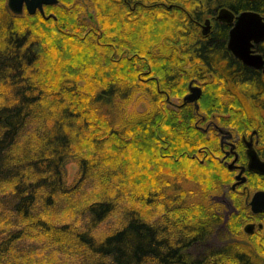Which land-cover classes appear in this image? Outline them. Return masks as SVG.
<instances>
[{
    "label": "trees",
    "instance_id": "1",
    "mask_svg": "<svg viewBox=\"0 0 264 264\" xmlns=\"http://www.w3.org/2000/svg\"><path fill=\"white\" fill-rule=\"evenodd\" d=\"M219 7L264 16V0H58L44 14L0 0V264H264V229L243 231V200L223 221L212 198L224 169L197 155L217 151L215 131L170 104L191 79L207 117L222 112L225 86L264 103L260 72L227 51V27L199 28ZM216 232L219 245L194 250Z\"/></svg>",
    "mask_w": 264,
    "mask_h": 264
},
{
    "label": "flooded vegetation",
    "instance_id": "2",
    "mask_svg": "<svg viewBox=\"0 0 264 264\" xmlns=\"http://www.w3.org/2000/svg\"><path fill=\"white\" fill-rule=\"evenodd\" d=\"M226 8L234 15L243 11H254L262 15L260 10L254 8ZM219 9L220 7L216 8L212 14H206L203 16L198 24L201 29L204 20L207 18L210 19L211 27L216 21L222 22L223 25L227 27L225 39V45L227 48L228 32L232 23L216 19ZM262 17L264 20L263 15ZM252 43L253 46L251 49L253 53H259L264 58V40ZM227 51L235 60L244 66L259 71L260 73L255 74L264 80V67L255 68L248 66L236 58L229 49ZM190 82H192L191 86H199L201 88V93L196 101L185 102L183 97L189 93ZM250 88V86H225L222 96V112L211 113L210 117H207L204 113L198 112V110L203 107V103L200 101L203 94V86L202 83L196 79H191L188 82L187 90L179 99L178 103L170 100V104L177 107H193L198 114V118L195 120L196 126L207 135L215 131L218 146L217 151H213L207 145H202L198 148L197 156L200 161H203L205 156L210 155L221 163L226 180V183H224L225 192L231 196L232 199L236 196L243 200L244 205L248 208V220L245 224H254L251 233H258L264 229V209L257 212L252 211L250 201L256 191H264V170L257 171L254 168H251L250 162L251 157H256V159H259L260 162L264 163V103L258 104L259 106L257 105V107L252 101H250L252 95L249 92H246ZM245 224L243 225V228Z\"/></svg>",
    "mask_w": 264,
    "mask_h": 264
},
{
    "label": "water",
    "instance_id": "3",
    "mask_svg": "<svg viewBox=\"0 0 264 264\" xmlns=\"http://www.w3.org/2000/svg\"><path fill=\"white\" fill-rule=\"evenodd\" d=\"M58 0H7L8 8L16 14L26 10L29 14H34L36 11L44 14V5L57 4ZM216 19L232 23L228 32L227 48L230 52L244 64L255 68L264 67V58L259 53H253L251 47L253 43L264 40V20L261 14L254 11H243L234 15L226 7L219 9ZM211 29L210 19L207 18L202 24V34H207ZM190 90L183 100L192 102L196 101L201 93L199 86H191ZM250 167L257 171L264 170V163L260 162L256 157H251ZM252 211L257 212L264 209V191H256L250 201ZM254 224L247 223L244 226L246 233H251Z\"/></svg>",
    "mask_w": 264,
    "mask_h": 264
},
{
    "label": "rangeland",
    "instance_id": "4",
    "mask_svg": "<svg viewBox=\"0 0 264 264\" xmlns=\"http://www.w3.org/2000/svg\"><path fill=\"white\" fill-rule=\"evenodd\" d=\"M7 2V0H6ZM23 12H26V10H24ZM84 18L85 21H88L91 19V17H93V11L88 8L84 15L82 16ZM146 93H139L137 95H135V99L134 101H136V108L138 110H142L144 109V104L145 102L148 101L147 97H146ZM179 99L178 97H171L170 100L175 102V103H178L179 102ZM76 172V164L74 163H71L68 167V178L69 180H72L74 174ZM202 180H205L204 178H202ZM225 190L220 193V194H215L213 195V200L215 201H219V202H222V204L224 205L223 206V209H222V212H223V221H227V218L233 213V212H236L237 211V207L235 205V202L234 200L231 198V196H229ZM83 198H78L76 202H80L82 203V200ZM75 202V203H76ZM70 209V208H69ZM68 213V214H67ZM70 212H66V213H61L58 217L56 218H59V219H72V215L69 214ZM248 219L246 218L245 222L247 221ZM117 223H116V214H112L110 216V218L103 222L102 224H100L99 226H97V228L94 230V234L96 236H100L101 234H103L104 232H106L107 230L111 229L113 226H115ZM245 224V223H244ZM221 234L220 232H216L214 234H212L204 243L200 244L199 246L197 245L196 247H194V250H196V252L198 253V251H201L203 250L204 248L207 247H210V246H214V245H219L221 242H222V238L220 237ZM40 254H43L42 252ZM62 257V256H61ZM63 258V257H62ZM68 257L66 256V259ZM61 261V258L58 259Z\"/></svg>",
    "mask_w": 264,
    "mask_h": 264
}]
</instances>
